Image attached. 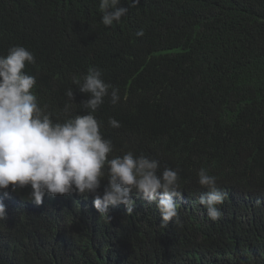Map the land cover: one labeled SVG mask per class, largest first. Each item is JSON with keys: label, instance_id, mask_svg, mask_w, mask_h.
<instances>
[{"label": "trees", "instance_id": "trees-1", "mask_svg": "<svg viewBox=\"0 0 264 264\" xmlns=\"http://www.w3.org/2000/svg\"><path fill=\"white\" fill-rule=\"evenodd\" d=\"M98 4L0 0V55L12 46L34 54L24 71L54 121L66 116L69 88L67 115L87 114L72 78L100 69L121 96L95 113L111 155L177 170L178 217L161 227L156 203L135 190L132 214L117 204L107 219L93 194H46L36 205L30 186H9L0 190V264H264V0H121L128 12L110 27ZM202 167L227 193L215 221L198 203Z\"/></svg>", "mask_w": 264, "mask_h": 264}, {"label": "clouds", "instance_id": "clouds-1", "mask_svg": "<svg viewBox=\"0 0 264 264\" xmlns=\"http://www.w3.org/2000/svg\"><path fill=\"white\" fill-rule=\"evenodd\" d=\"M121 0H99L101 23L110 27L120 22L128 8L120 6ZM139 0H128L131 8ZM137 36L142 37L140 29ZM34 54L24 46H12L6 55H0V190L12 191L30 186L29 199L36 205L51 197L76 193L87 197L93 194V205L107 219L110 206L124 204L131 215L135 205L131 193L147 203H156L162 218L161 227L178 217L181 197L178 171L165 168L158 174L159 161L146 156H135L128 151L122 156H112L113 144L101 134L102 122L95 113L109 97L116 105L121 101L119 89L102 79V71L89 67L83 77L73 76L72 84L88 96L82 102L84 115H67L73 104V90L66 92L69 104L65 105V118L53 120L48 105L41 106L33 89L36 77L27 74L26 65L35 64ZM111 89V91H110ZM110 127L120 123L109 118ZM111 157V158H110ZM198 184L206 189L198 199L208 218L215 221L222 212L227 193L217 187L216 177L200 168ZM107 185L100 194L101 181ZM0 220H6V206L0 199Z\"/></svg>", "mask_w": 264, "mask_h": 264}]
</instances>
